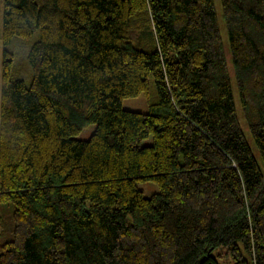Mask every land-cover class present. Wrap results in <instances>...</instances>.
Returning a JSON list of instances; mask_svg holds the SVG:
<instances>
[{"label": "trees", "instance_id": "16d2710c", "mask_svg": "<svg viewBox=\"0 0 264 264\" xmlns=\"http://www.w3.org/2000/svg\"><path fill=\"white\" fill-rule=\"evenodd\" d=\"M4 4L0 264H264V173L214 0ZM221 4L264 162V0ZM151 80L150 110L124 108Z\"/></svg>", "mask_w": 264, "mask_h": 264}, {"label": "rangeland", "instance_id": "374dc122", "mask_svg": "<svg viewBox=\"0 0 264 264\" xmlns=\"http://www.w3.org/2000/svg\"><path fill=\"white\" fill-rule=\"evenodd\" d=\"M216 10L218 13V19H219V25L221 29V34L223 37V42H224V47L227 53V59L229 63V68L231 69V76H232V85H233V92H234V98H235V103H236V108L237 112L239 115V120L242 126V129L244 131L245 137L254 153L256 156L259 164L262 167L263 173H264V162L261 158V155L259 153L258 147L256 145V142L253 138V135L251 133L250 127L244 118L243 111H242V106H241V98H240V93L238 90V86L236 83V78L234 77L233 74V65H232V59L230 56V42H229V34L227 31V28L225 26V20L223 17V11H222V4L221 0H214ZM5 0H0V82H1V76H2V69H3V61H4V53H5V45L2 41L1 35H2V29H3V17H4V10H5ZM38 37V32H35L31 37H19L16 36L13 39V43L10 47L12 51L16 53V57L20 54H23V50L28 49V47L35 41ZM27 79V83L30 82V76H25ZM149 93V96H148ZM156 98V88L154 82L151 80L150 84V89L149 92H141L137 96H132V97H126L123 99V106L126 109L130 110H136V111H142V112H147L150 110V101L149 99H155ZM96 129V124H90L89 126L85 127L79 135H77V138L80 139H88L91 137L93 132ZM153 142V135L150 137L144 139L142 141L143 145L151 144ZM139 188H141L145 195L149 196L153 192L157 191L159 189V186L156 182L152 180H146L142 181L139 184ZM13 203H1L0 202V221L5 222L8 226L12 224L13 220ZM221 251V248H218L215 250L216 252ZM218 259L222 263H227V264H233V259L229 256H218Z\"/></svg>", "mask_w": 264, "mask_h": 264}]
</instances>
